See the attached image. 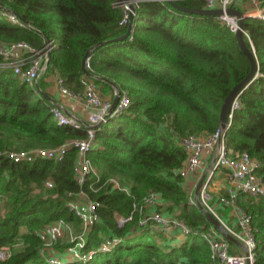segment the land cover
Instances as JSON below:
<instances>
[{
	"label": "trees",
	"instance_id": "trees-1",
	"mask_svg": "<svg viewBox=\"0 0 264 264\" xmlns=\"http://www.w3.org/2000/svg\"><path fill=\"white\" fill-rule=\"evenodd\" d=\"M174 1L194 9H203L205 3ZM0 6L24 21L18 25L1 17L0 42L24 40L42 47L45 38L53 41L49 68L77 93L83 91L82 60L90 50L86 68L100 94L112 97L114 85L130 99L124 112L107 118L96 131L87 153L98 182L91 176L82 187L77 185L73 147L60 160L27 163L0 156V211L5 209L0 215V248L20 243L0 264H49L39 254L42 242L36 231L60 218L78 221L67 206V194L81 188L99 203V219L85 245V250L96 252L85 263L62 264H213L201 236L212 225L189 201L178 173L186 158L180 139L191 133L204 136L220 126L225 96L250 68L235 33L216 16L188 13L167 0L140 1L132 33L120 40L116 38L127 27L120 23L118 0H0ZM243 29L249 33L251 43L244 39L254 50L259 74L237 98L225 145L255 158L264 181V21L246 17ZM43 79L37 82L42 90ZM85 135L84 129L58 125L50 103L35 86L0 68V149L56 147ZM110 177L123 182L130 194L106 183ZM48 179L51 188L44 186ZM150 192L160 194L159 211L183 219L189 227L181 244L161 242L170 235L140 225L138 209L130 221L118 224L117 216L127 217L133 204H141ZM237 201L255 230L254 264H264V200L241 194ZM229 211L222 206L217 213L227 217ZM104 238L116 242L101 252Z\"/></svg>",
	"mask_w": 264,
	"mask_h": 264
},
{
	"label": "built area",
	"instance_id": "built-area-1",
	"mask_svg": "<svg viewBox=\"0 0 264 264\" xmlns=\"http://www.w3.org/2000/svg\"><path fill=\"white\" fill-rule=\"evenodd\" d=\"M143 0H118L121 8V24L128 28L129 15L132 11L134 16L135 6ZM163 1V0H148ZM232 5L243 12L246 17H251L264 21V0H205L204 9L220 8L222 13L216 15V18L225 23L232 32L239 28L238 18L235 15L226 13L228 6ZM131 7L133 10H131ZM1 15L10 22L24 25V22L14 13L0 9ZM133 28L131 25L130 33ZM243 34L251 43L249 33L243 29ZM55 47L53 41L44 40L42 47H35L24 40L15 42H0V68L8 70L20 80L35 86L40 77L46 75L49 69L47 64V55ZM252 47V46H251ZM88 60L86 67H88ZM55 84L59 93L76 101H80L86 112L85 118L80 119L67 114L61 107L50 103V110L53 119L58 125L70 126L75 129H84V137L70 139L56 147H36L30 149H0V156L14 162L32 163L38 159L60 160L69 148H76V157L73 164L74 178L80 187H82L88 178L94 176L95 181H100V176L91 163L87 153L96 142L95 134L100 128L96 127L104 123L107 118L124 112L130 105V99L126 92H120L118 101L111 114L106 117L111 108L112 99L103 97L98 89V85L87 75H83L81 82L83 91L81 93L73 92L64 84L63 78L55 76ZM115 90L113 89V94ZM238 98V97H237ZM237 98L233 101L230 121L233 111L239 107ZM223 129L220 126L212 133L199 136L196 134H187L180 139V145L186 152V158L178 173L183 179V186L188 193L189 201L194 203L193 188H188L189 181L195 177L200 169L204 167V160H212L211 169L208 170L207 177L200 189L199 199L201 203L223 224V226L244 246L247 254L244 252H230V243L216 228L211 226L204 231L201 236L207 242L210 248V257L213 264H247V260L254 263L256 239L254 236V227L252 226L251 216L238 204V197L241 194H247L256 199L264 200V181L257 174L259 162L250 156L247 152H232L225 145V134L230 125ZM209 164V163H208ZM219 170L226 172L227 192L218 197V202L225 207H230L235 217L236 228L228 225L216 212L210 201V180ZM113 188L130 194V189L121 184L114 177L106 180ZM44 186L51 188L53 182L48 179ZM92 191L97 189L89 186ZM67 206L78 218L79 231L70 237L67 242L69 245L64 247V253L69 260L85 263L93 258L96 250H85L87 236L93 225L98 221L99 215L97 208L99 203L88 197L87 193L81 188L77 193L69 192ZM160 194L150 192L141 204L134 203L133 209L127 217L117 216L119 225H123L132 219L133 212L138 209L140 213L139 224L148 226L152 230L170 235L178 230L182 235L190 233L189 227L183 219L172 217L157 209L161 205ZM2 211V210H1ZM71 221L57 219L45 224L36 231V235L42 242L39 254L45 258L49 264H62L63 260L60 253L56 250V244L69 230ZM116 241L104 238L99 246V251H109L114 247ZM11 256V247L3 246L0 248V259H8Z\"/></svg>",
	"mask_w": 264,
	"mask_h": 264
},
{
	"label": "water",
	"instance_id": "water-1",
	"mask_svg": "<svg viewBox=\"0 0 264 264\" xmlns=\"http://www.w3.org/2000/svg\"><path fill=\"white\" fill-rule=\"evenodd\" d=\"M172 6L188 12V13H193V14H197V15H208V16H216L222 13V10L220 8H215V9H194V8H190V7H186V6H182V5H178L174 0H167ZM0 9H4V10H8L4 7L0 6ZM131 10H133V8L131 7ZM11 12V10H8ZM14 13V12H12ZM226 13L231 14V15H235L238 18V23H239V28L238 30L235 32V37L236 40L238 42V45L240 47V49L242 50V52L247 56V58L249 59L250 62V68L248 70V72L245 74V76L228 92V94L225 96L224 101L221 105V109H220V115H219V122H220V127L221 128H225L227 126V124H229L230 121V113H231V107H232V103L233 101L240 95V93L258 76L259 74V64H258V60L257 57L254 53V51L252 49H250L244 39V34H243V22L245 19V16L243 15V12L233 8L232 5L228 6V8L226 9ZM132 19H133V13L132 11L130 12L129 15V26L125 32V34H123L122 36H119L116 39H124L126 37H128L130 35V30H131V23H132ZM24 22V21H23ZM48 41V38H45ZM50 53L51 51L48 53L47 55V64H49V59H50ZM90 53V50H88L82 60V70L83 73L91 78H94V76L87 70L86 68V63L88 60V55ZM101 80H104L103 78H101ZM35 88L37 90V92H39L43 98L45 100H47L49 103L58 106L57 103H55L52 98L42 89L39 88L37 82H35ZM113 88L115 90L114 94H113V99H112V104H111V108L109 109L106 117L109 116V114H111L112 110L114 109V107L117 104L119 95H120V90L115 87L113 85ZM102 123L98 124L96 127L101 126ZM211 165H212V160L209 162L208 166L206 167V169L203 171L200 179L198 180L195 188H194V203L195 205L204 213L205 217L207 218V220L210 222V224L216 228L223 236H225L227 239H229L230 241L242 246V248L244 249V252L247 254L246 249L243 247V245L223 226V224L201 203L200 199H199V192L200 189L207 177V173L208 170L211 169ZM247 264H253V262L251 263L249 260H247Z\"/></svg>",
	"mask_w": 264,
	"mask_h": 264
},
{
	"label": "crops",
	"instance_id": "crops-1",
	"mask_svg": "<svg viewBox=\"0 0 264 264\" xmlns=\"http://www.w3.org/2000/svg\"><path fill=\"white\" fill-rule=\"evenodd\" d=\"M55 73L54 76H45L44 77V82L46 83L45 88L43 89L51 98L52 100L58 104L59 107H61L67 114L75 116L77 118L80 119H84L86 112L83 109V105L80 101H76L74 99L68 98V97H64L62 96L55 84ZM208 166V165H207ZM206 169V167L204 168V170ZM203 170V171H204ZM202 171V173H203ZM201 173V175H202ZM200 175V177H201ZM200 177H198V174L193 177L188 184V188H195L198 180L200 179ZM196 183V184H195ZM210 185H212V188L215 191V195H213L214 202L212 203V205L214 206L216 212H218V208H221L223 205L220 204L218 202V197L221 195H224V193L226 194L227 192V179H226V172L224 170H219L215 173V175L211 178L210 180ZM194 193V190H193ZM218 193V194H217ZM163 206V205H162ZM225 207V206H224ZM219 214V213H218ZM222 219L231 227L236 228V221H235V217L232 213V210L230 209L229 214L227 215V217H222ZM173 235V236H172ZM178 239L180 240L178 243ZM186 238L184 237V235H182L181 233L179 234H175L174 232H172L169 236V239H163L161 240L166 242L168 241L169 243H171L172 245H179L182 242H184ZM178 243V244H176ZM234 243V242H233ZM235 246H239L242 248V246L234 243ZM244 247V246H243ZM243 252L244 249L242 248ZM232 251L237 252L238 250L236 248H233Z\"/></svg>",
	"mask_w": 264,
	"mask_h": 264
},
{
	"label": "rangeland",
	"instance_id": "rangeland-1",
	"mask_svg": "<svg viewBox=\"0 0 264 264\" xmlns=\"http://www.w3.org/2000/svg\"><path fill=\"white\" fill-rule=\"evenodd\" d=\"M1 17H3L2 15H1V11H0V19H3V18H1ZM8 20V19H7ZM253 50V49H252ZM254 51V50H253ZM54 70L52 69V68H49L48 70H47V72H46V75H44V76H42V77H40V79H42V78H44L45 76L47 77V76H54ZM56 74V73H55ZM57 75V74H56ZM55 75V76H56ZM20 80V79H19ZM109 98H111L112 99V97H110V96H108ZM209 160H210V158H208ZM209 160L207 161L206 159L204 160V162H205V164H204V167L202 168V169H200L199 171H198V177H200V175H201V173H202V171L204 170V168L205 167H207V165H208V163H209ZM214 176V175H213ZM120 183L121 184H124L123 182H121L120 181ZM196 184V183H195ZM126 186V185H125ZM209 190H210V195H211V197L213 196V195H215V191H214V189L212 188V185H210L209 186ZM194 190V189H193ZM218 194V193H217ZM194 198V197H193ZM210 203H211V205H212V201H210ZM4 208V207H3ZM3 208H2V211H0V215L2 216L3 214L5 215V209H4V211H3ZM71 222H72V224L70 225V227L71 228H69V230H67L66 232H65V235H64V237L62 238V239H60L59 240V242L56 244V250L57 251H59L60 253H62L63 251H64V247L65 246H68L69 244L67 243L69 240H70V237L71 236H73V235H75V234H77L78 233V231H79V227H78V221H75V220H71ZM175 234H179V231L178 230H176V231H174V235ZM173 236V235H172ZM179 239H178V243H179ZM178 243H176V244H178ZM11 247V255L13 254V252H14V250L15 249H17V248H19L20 247V243H17V244H15L14 246H10ZM233 248H236L238 251H237V253H239V254H242V253H244L243 252V250H242V248L241 247H239V246H235L234 245V243L233 244H230V252H232V249ZM62 250V251H61ZM61 258H62V260L63 261H68L69 259H68V257H66V253H64V254H62L61 255ZM254 264V263H253Z\"/></svg>",
	"mask_w": 264,
	"mask_h": 264
}]
</instances>
